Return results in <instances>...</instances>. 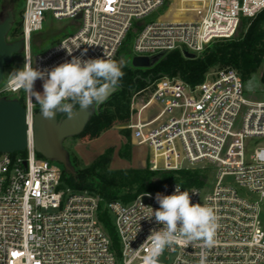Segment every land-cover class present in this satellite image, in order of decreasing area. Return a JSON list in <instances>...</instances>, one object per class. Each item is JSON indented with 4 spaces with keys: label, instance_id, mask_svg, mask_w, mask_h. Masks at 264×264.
I'll return each mask as SVG.
<instances>
[{
    "label": "built area",
    "instance_id": "1",
    "mask_svg": "<svg viewBox=\"0 0 264 264\" xmlns=\"http://www.w3.org/2000/svg\"><path fill=\"white\" fill-rule=\"evenodd\" d=\"M181 1L198 3V10L181 11L191 20H161ZM263 10L264 0H26L21 52L24 65L40 70L81 56L85 49L82 59L117 62L128 37L135 34L134 58L177 50L199 57L211 41L230 39L242 20ZM47 14L71 21L77 30L45 54L35 55L34 38ZM3 94L19 96L29 121L39 113L34 98L11 79L4 80ZM129 111L128 128L137 145L148 148L151 171H194L184 169V163L202 164L198 170L215 169L211 187L169 181L128 203H108L114 242L98 216L101 198L66 187L61 166L39 157L30 135L25 151L0 152V264H143L151 246L148 236L163 227L155 217L148 219L159 208L156 194L171 195L177 184L190 192L193 204L215 210V242L206 248L202 242L181 239L165 249L158 264H200L202 255L205 264H264V147L249 164L245 154L246 139L264 138V103L246 100L241 76L217 69L195 86L179 75L160 76L133 92Z\"/></svg>",
    "mask_w": 264,
    "mask_h": 264
},
{
    "label": "rangeland",
    "instance_id": "2",
    "mask_svg": "<svg viewBox=\"0 0 264 264\" xmlns=\"http://www.w3.org/2000/svg\"><path fill=\"white\" fill-rule=\"evenodd\" d=\"M25 4L26 0H0V24H2L9 18L11 19V29L6 35V42L9 45L21 43V19L23 11L25 9ZM186 7L191 8L189 4L184 5V3L176 2L171 6L169 11L161 20L179 21L182 19H189L183 16V13L181 12ZM165 10L166 8L162 9L160 13H164ZM259 14L253 18L242 20L237 28L236 33L230 39H219L211 41L205 47L203 54L240 36L242 38L245 37V35L251 28L259 24ZM157 16L158 14L153 15L150 19L146 20V22H153ZM76 30L77 27L71 21H57L53 19L51 14H47V21L45 26L43 27L42 31L38 33L34 38V54H45L49 50L55 48L63 39H65L68 35L73 34ZM133 42L128 44L125 59H120L123 60V62L127 61V63L131 66H133L132 61L134 59L132 53ZM120 60H118V62ZM22 67H24V54L20 52L13 56L12 61L9 65H6L4 69V79L0 83V88L3 86L4 80L10 79L9 74L14 69H20ZM217 69L218 68L210 69L208 72ZM226 69H232L241 76L245 86V98L247 101L252 104L264 103V86L261 82L262 73L264 71V56L261 64L257 67L256 63L252 59L246 58L242 61L241 68L234 69L232 67H227ZM42 84L43 81L38 79L34 85L35 91L42 93ZM250 84L253 86L252 91L248 90ZM16 97L3 94L0 95V101L7 100L19 102V96ZM110 97H108L101 104L89 108L87 110V113L89 115L88 122H90L92 118L100 115H114L116 119L114 120V124L111 128L103 129L91 134L86 132V124V126L80 133L67 136L62 140V150L65 154L66 163L59 165L62 168V176L64 177V180L66 181L70 174L72 175L76 173L87 172L88 174H91L93 176V179L98 183L105 185H126L131 181H139L140 178L145 177L156 179L157 183L160 182L162 180V175L164 172L151 171V154L148 148L146 146H138L134 132L128 128V125L131 121L130 111L128 116L126 115V113L122 114L123 116H126L124 118V121L122 122L118 118L119 115L110 106ZM38 109H40L39 104ZM153 111L155 112L156 110ZM263 147L264 138L246 139L245 154L247 164L251 163L250 159L253 156L254 152L258 148ZM191 172H195L192 174H199L203 178L202 183L198 187H211V181H213V178L215 176V169L213 167H209L207 170H194ZM139 195L140 194H138V196ZM138 196H136L135 198H137Z\"/></svg>",
    "mask_w": 264,
    "mask_h": 264
},
{
    "label": "clouds",
    "instance_id": "3",
    "mask_svg": "<svg viewBox=\"0 0 264 264\" xmlns=\"http://www.w3.org/2000/svg\"><path fill=\"white\" fill-rule=\"evenodd\" d=\"M86 52L85 49L81 56H72L71 60L51 69L40 70L25 63L24 67L14 69L9 74L10 79L34 98L44 119L53 120L57 113H63L71 119L76 105L88 110L102 103L124 76L118 62L109 58L82 59ZM68 54L71 55L72 51H68ZM38 79L43 81L42 93L34 89ZM248 90H253L251 84ZM155 198L159 208H151L148 219L155 217L156 222L163 227L152 230L148 236L151 246L143 256V264H158V258L165 249L171 248L181 239L188 243L202 242L206 248L213 246L219 217L212 207L193 204L190 192L181 191L178 184L173 194L157 193ZM200 264H205L203 255Z\"/></svg>",
    "mask_w": 264,
    "mask_h": 264
},
{
    "label": "trees",
    "instance_id": "4",
    "mask_svg": "<svg viewBox=\"0 0 264 264\" xmlns=\"http://www.w3.org/2000/svg\"><path fill=\"white\" fill-rule=\"evenodd\" d=\"M194 5H192V8ZM259 24L249 30L245 37H238L229 41L226 44L215 47L212 50L204 53L199 57L193 59L186 58L179 50L162 55L155 64L150 68H134L127 61L123 62L121 70L124 76L120 83L110 97V106L119 115L118 118L123 122L126 116L129 115L130 97L133 92L146 88L152 81L160 76H176L179 75L187 84L195 86L201 83L205 74L214 68L224 69L232 67L239 69L242 66V61L246 58L252 59L256 63V67L262 62L264 56V10L259 14ZM134 34H131L125 42L123 48L118 54L117 62L120 59H125L127 54V47L129 43L133 42ZM262 85L264 86V71L261 78ZM20 103H22L20 101ZM79 109L76 105L75 111ZM40 112V109L37 110ZM59 117L65 118L66 115L59 113ZM116 117L113 116H97L92 118L87 123L86 132L96 133L103 129L111 128L114 124ZM39 157L43 158L38 154ZM162 180L156 182L152 178H140L139 181H131L123 185H105L98 183L93 179L91 174L76 173L70 174L66 181L62 177L64 185L73 191H88L94 193L101 198L99 208V219L103 227L110 235L114 242L117 241L115 230L111 223V218L106 209V205L114 201H122L128 203L138 194L156 190L160 185L169 181H178L185 187L199 186L202 183V176L199 174H192L191 171H163ZM65 181V182H64Z\"/></svg>",
    "mask_w": 264,
    "mask_h": 264
},
{
    "label": "water",
    "instance_id": "5",
    "mask_svg": "<svg viewBox=\"0 0 264 264\" xmlns=\"http://www.w3.org/2000/svg\"><path fill=\"white\" fill-rule=\"evenodd\" d=\"M10 29V18L0 24V83L4 79L6 65L11 63L15 54L21 52V43L9 45L6 42V35ZM161 56L160 54L153 58L136 57L133 59L132 65L134 68H150ZM184 56L191 59L196 57L188 53H184ZM119 65H123V60L119 61ZM115 91L116 88H113L107 98ZM88 118L87 110L79 108L71 119L59 117V113H57L55 119L47 120L39 112L33 117L32 121H29L26 110L20 102L1 100L0 152L18 153L25 151L28 138L31 135L37 154L58 164H65L66 159L61 142L67 136L80 133L86 126ZM202 167V164L190 166L187 162L183 165V168L187 170H198Z\"/></svg>",
    "mask_w": 264,
    "mask_h": 264
},
{
    "label": "bare ground",
    "instance_id": "6",
    "mask_svg": "<svg viewBox=\"0 0 264 264\" xmlns=\"http://www.w3.org/2000/svg\"><path fill=\"white\" fill-rule=\"evenodd\" d=\"M181 3H184V5L185 4H189L190 7H192V5H194L193 9H195V10L200 9V7H199L198 3H196V1H186V2L181 1ZM186 20H191V19H182V20H179V21H170V22H181V21H186Z\"/></svg>",
    "mask_w": 264,
    "mask_h": 264
}]
</instances>
